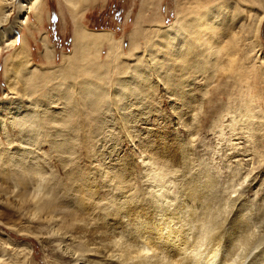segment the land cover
I'll return each mask as SVG.
<instances>
[{
    "label": "rangeland",
    "instance_id": "rangeland-1",
    "mask_svg": "<svg viewBox=\"0 0 264 264\" xmlns=\"http://www.w3.org/2000/svg\"><path fill=\"white\" fill-rule=\"evenodd\" d=\"M20 4L0 49V264H120L88 249L162 233L193 262L262 252L264 0ZM78 25L116 52L73 53Z\"/></svg>",
    "mask_w": 264,
    "mask_h": 264
},
{
    "label": "bare ground",
    "instance_id": "bare-ground-1",
    "mask_svg": "<svg viewBox=\"0 0 264 264\" xmlns=\"http://www.w3.org/2000/svg\"><path fill=\"white\" fill-rule=\"evenodd\" d=\"M41 2H42V0H32L31 4L25 5V4L29 3V0H22L20 5H21V7H25L27 9L29 7H34V9L36 10L40 7ZM12 8H13V5H11V6H7V5L0 6V11L6 12L8 10H12ZM22 10H24V9H22ZM74 18H75V20H77V15H75ZM21 22H24V21H21ZM10 31H14L16 33V31L14 30L13 27ZM7 35H8V33H5V39H7ZM16 35H17V33H16ZM74 36H75L74 37L75 39H74L73 53H76L78 50H81L82 52H86V51H90L94 48L97 51L104 44H108L109 51H110L111 55L116 52L118 44L115 43V40L113 39L111 33L108 31H92V30H87V28L83 29L81 26L78 25L77 29H75ZM13 43H15V40H11V41L5 43V45H12ZM24 46H25V41L23 40L22 47H24ZM0 49H1V47H0ZM49 54H50V52L48 50L47 56ZM71 59H72V56H68V58H67L68 63L71 61ZM16 73H18V72H16ZM161 233L162 232H160V234ZM173 237H174V234L173 235L171 234V236H170V234H164V233H162L160 237H156V238L149 236V238L145 237L144 240L142 241V243H139L136 241L135 244H131V246L127 243L128 245H126V247H124V248L121 246L122 247L121 249H118L115 247L112 248V246H111L106 251V253L104 252L105 254L104 253L101 254V253L95 251V249L89 248L90 250L88 249L89 253L87 255L88 256H95V257L99 256L107 262H119L120 264H124V263L125 264H192L193 260L187 256L188 254H186V249H185L186 247L183 246L184 241L179 242L178 239H176L177 237H175L174 239H173ZM214 246H216V245H214ZM218 247L216 246L215 248L211 249L210 251H208L206 253L208 257L210 256V260H209L210 262L215 261L214 258H216V261H217L216 256L218 255V251H219L218 249H220ZM209 249H210V247H209ZM233 252H235V251L233 250ZM260 252L255 253V255L253 254V256L248 261H244L243 264H264V250L261 253ZM219 253H221V252H219ZM81 254H79L78 256L74 255V257H76V260L79 263H84L85 261L88 260V258L84 255H81ZM161 254H163V255H161ZM180 255H183V257H181ZM224 255H225V253H224ZM229 255H230V257L233 256V255L231 256V252ZM203 256H205V255H203ZM207 256L205 259L208 258ZM221 256H219V257H221ZM248 257H250V255ZM233 259H234V257H233ZM229 260H230V258H229ZM227 261L228 260L222 261V263L227 262ZM228 262H231V261H228ZM228 262L225 264H229ZM219 263H220V261H219ZM193 264H211V263H208V262L202 263L200 261H194Z\"/></svg>",
    "mask_w": 264,
    "mask_h": 264
},
{
    "label": "snow or ice",
    "instance_id": "snow-or-ice-1",
    "mask_svg": "<svg viewBox=\"0 0 264 264\" xmlns=\"http://www.w3.org/2000/svg\"><path fill=\"white\" fill-rule=\"evenodd\" d=\"M22 0H0V6H11L21 3ZM32 0H29L31 4ZM27 10V8H25ZM13 16L14 13L11 10L6 12L0 11V47L4 46L5 43L15 40L16 43H19V38L14 31H10L13 26ZM26 15L23 17V19ZM22 19V20H23ZM5 33H8L7 39H5ZM247 177H245V182H247ZM235 196V192L232 193ZM227 215V201L223 203V206L217 205L216 207L212 208L211 214L207 215L203 222V229L202 233L204 236H207L209 233L215 231L217 228H220L222 225L225 224L224 217ZM256 238V232L250 231L247 233L245 237L241 239L238 246V251L236 253V259H240L242 255H244L250 248L252 250L255 249L253 246V241ZM234 264V262H233Z\"/></svg>",
    "mask_w": 264,
    "mask_h": 264
}]
</instances>
